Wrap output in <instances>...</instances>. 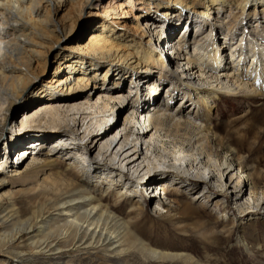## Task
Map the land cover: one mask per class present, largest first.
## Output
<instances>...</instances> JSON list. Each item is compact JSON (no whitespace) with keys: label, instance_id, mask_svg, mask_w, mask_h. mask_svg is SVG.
<instances>
[{"label":"bare ground","instance_id":"obj_1","mask_svg":"<svg viewBox=\"0 0 264 264\" xmlns=\"http://www.w3.org/2000/svg\"><path fill=\"white\" fill-rule=\"evenodd\" d=\"M46 1L61 7L69 3L72 7L81 0H0L2 25L0 28V118L4 119L5 112L17 101L24 103L22 106L24 110L36 104L35 108L26 112V119L40 117L44 122L51 123L59 129L70 127L69 130H73L75 126L77 129L84 127L85 134L86 132L87 135L90 134L89 148L98 146V152L102 157H108L111 163L116 161L115 169L118 173L124 174V170L127 169L131 174H136L137 179L142 180L148 175L147 180H149L153 170L151 168H171L184 176L193 175L199 179V182L213 183L219 191L223 190V185H226L223 182L224 176L225 181L227 179L229 183H234L233 188L237 187L234 182L237 178L235 175H239L237 163L232 157L219 161L217 159L219 152L210 148L208 111L211 108V98L218 100L221 94L233 96L242 91L247 95L257 93L258 88L255 86L260 83L258 77L264 74V41L256 38L250 46L252 52L248 59L251 61L248 71L253 68L252 72L256 74L251 82L246 78L248 73L242 71L241 61L246 53L244 54L243 51L239 53L238 47L241 44L237 47V56L234 57L235 53H231L233 63L228 67L227 59L218 50V44L214 43L218 30H222L220 27L223 26L222 21L218 25H216L217 21L212 22L209 30L206 29L205 33L215 31V34H210L209 38V33H206L207 37L180 36L175 42L165 41L160 25L153 18H148L149 12L143 15L144 26L140 28L141 34L137 39L133 35L120 34L105 29L106 27L101 30L83 27L77 31L76 19L69 13L66 16L69 22L60 23V31L64 35L63 38L71 43L61 49L56 47L62 39V35L56 31L58 21ZM142 1L154 5V12L162 13L163 16L168 15L166 10L169 9L175 8L179 11L189 9L191 12H198L202 18L207 19L213 15V20L214 15L227 8L226 6L231 2V0ZM236 1L242 12H246L247 15L250 11L256 15L264 10V0ZM119 6L124 5L120 2ZM85 30L88 33L82 36ZM190 46L193 47L192 53L183 52ZM176 48L177 50L174 51ZM220 48L226 51L224 45L221 44ZM50 62L54 65L51 72L47 69ZM165 63L171 68L172 66L179 68L177 81L168 82V85L172 86L171 91L183 97L182 103L177 104L180 101L178 100L174 104L175 109L174 106L171 107L174 98L170 100L168 97L169 101L164 102V99L157 94V87L162 77L158 78L155 74L148 75V72L155 71L154 68H164ZM102 70L103 73H100ZM111 71H113L111 84L115 87H118L123 76L133 72L136 84L133 88H136V92L139 91L140 94L139 99L136 98L138 104L136 108L134 107L131 113L125 112L122 126L117 125L114 129L112 126H107V118L112 119L116 116L120 119V113L126 108V104L121 106L125 99L123 93L116 91L117 89H110L109 92L100 91L97 98L90 102V95L86 92L96 75H101L106 81ZM182 78H185V81H182ZM81 89L85 90L86 95L85 98L78 100L76 97ZM186 96H188L187 100ZM108 100L117 101L110 104ZM188 100L191 101L190 105ZM192 102L196 107L193 106L189 110ZM186 105L189 108L185 111ZM108 107L109 113L105 114V109ZM75 115H78L77 118ZM67 120L72 122L69 123L72 126H68ZM166 123L168 125H165ZM132 124H140L141 127L134 128ZM171 130H175V135L171 134ZM180 130L188 134L192 132L193 136L177 135ZM27 137L29 131L26 130L17 138L24 146V149L18 150L15 156V160H19L20 164L31 154L27 150L36 148L33 142L26 139ZM218 144L220 145V141ZM6 148L9 150L11 146L7 145ZM55 153L60 154V151ZM47 163L50 164V161L41 164L40 167H45ZM4 165L9 167L8 163H0V172L5 168ZM9 171H12L13 175L27 172L26 169L21 170L14 166ZM54 174L56 181L67 188V193L60 195L51 205L45 201L41 202L33 208L29 216H23L15 208L9 211L8 209L13 206L11 194L8 191L0 192L2 208L0 255L12 258L14 264H59L64 256H71L74 253L99 250L115 256L124 252L123 244L128 237L125 222H120L88 189L78 188L64 171H55ZM110 174L111 180L116 179L118 175L116 172ZM158 176L161 177L162 183L167 180L162 175ZM184 183L176 180L173 184L188 188ZM169 190L170 188L165 190L162 187L161 192L167 195ZM205 194L204 192L202 195ZM253 194L255 197L252 198V206L244 204L240 201L241 197L234 195V200L239 203L240 212L246 210V213H249L254 209L264 208V195L258 197L254 191ZM8 203L11 208H8ZM5 209L7 211L3 212ZM138 246L156 260L179 256L169 255L142 243ZM8 262V259L0 260V264Z\"/></svg>","mask_w":264,"mask_h":264},{"label":"rangeland","instance_id":"obj_2","mask_svg":"<svg viewBox=\"0 0 264 264\" xmlns=\"http://www.w3.org/2000/svg\"><path fill=\"white\" fill-rule=\"evenodd\" d=\"M115 1L81 0L72 7L69 3L63 7L53 5L49 1L46 3L50 4L51 11L58 21L56 31L60 34V23L69 22L66 17L69 13L76 19L75 30L77 31L83 27L99 30L106 27L105 29L120 34L133 35L137 39L141 34L140 28L144 26L143 15L149 12L148 18H153L160 25L165 41L175 42L180 36L192 38L206 36V33H209V38L210 34H215V31L205 33L206 29L209 30L212 22L217 21L216 25H218L222 21L223 26H220L222 30H218L214 43L218 44V50L227 59L225 60L228 67L233 63L232 52L235 53L234 57L237 56L238 48L239 53L241 51L246 53L241 61L242 71L248 73L246 78L250 82L255 79L253 76L256 74L252 72L253 68L251 73L248 71L251 64L248 59L252 52L250 46L253 41L256 38L264 41V10L256 15L250 11V14L247 15L246 12H242L236 0H231L226 6V10L214 15L213 20V15L206 19L199 16L198 12H191L189 9L180 11L175 8L169 9L166 10L168 15L163 16L162 13L154 12V5L148 4L147 1ZM120 2L123 3V7L119 6ZM87 33L88 31L85 30L82 32V36H86ZM225 34L227 36H224ZM61 35L62 39L59 40V45L56 47L62 49L69 46L71 42L65 37L63 38V34ZM221 44L224 45L226 51L220 48ZM163 45L167 47L166 44ZM179 47L181 51V45ZM190 47H187V50L183 52L192 53L193 47ZM159 50L161 49L159 48ZM53 67V63H48L49 72L53 70ZM154 70L148 72V75L155 74L158 78H163L160 79V85L157 87V94L160 95V98H163L164 102L169 101V98L170 100L174 98L171 107L178 100L180 101L177 104L182 103V95L177 92L173 93L172 86L168 85L169 80L177 81V75L180 74L179 68L175 66L171 68L165 63L164 68L159 67ZM256 70L257 73L258 66ZM103 71L99 72L103 73ZM112 72L108 73L106 81L101 75H96L94 82L91 81L86 92L90 95V102L97 98L100 91L109 92L117 89L116 91L123 93L125 99L121 106L126 104V108L123 110L124 112L120 113V119H117L116 116L112 119L107 118V126H112L114 129L117 125L122 126L125 112L131 113L136 108L138 105L136 98L139 99L140 94L139 91L136 92V88H133L136 86L133 72L123 76L118 87L111 84V82L113 83ZM258 80L260 83L255 86L258 88L255 94L247 95L242 91L233 96L221 94L218 100L211 98L207 123L210 126L208 132L210 148L219 152L217 157L219 161L232 157L237 163L236 168L239 167V175L236 174L238 176L235 175L237 178L234 180L237 187L233 188L234 183H229L227 179L225 181L224 176L223 182L226 185H223V190L220 191L213 183L199 182L195 176H184L171 168H151L153 170L150 175L153 178L150 176L146 184L140 186L137 184L139 179L137 176L135 177L136 174L131 176L127 169L124 170V174L118 173L115 169L117 168L116 161L111 163L108 157H102L98 152V146L89 148L90 134L87 135V132L85 134L84 127L77 129L75 126L76 129L73 130H69L70 127L59 129L51 123L44 122L40 117L26 119V112L37 105L34 104L28 110H24L22 109L24 103L17 101L12 108L5 110L4 119L0 118V163L9 164V167L4 165L5 168L0 172V192L8 191L11 194V202L14 207H9L11 205L8 203V208H11L8 210L15 208L26 217L30 215L35 206L40 205L43 201L48 202L49 205L55 203L60 195L67 193V188L56 181L54 173L55 171H64L78 188L88 189L97 198V201L107 207L120 222H125L129 238L126 237L127 240L123 244L125 253L115 254V256L114 254L110 256L99 250L74 253L71 256H64L59 264H264V208L254 209L249 213H246V210L240 212L239 203L234 200V195L237 194L241 197V202L252 206V198L255 197L253 191L258 197L264 195L263 73L261 77H258ZM182 81H185V78H182ZM181 85L183 86V84ZM81 90L76 97L78 100L85 98L86 95L85 90ZM185 98L187 100L188 96ZM108 101L111 104L117 100ZM192 101L194 102L193 99ZM190 104L191 101L188 100V105ZM188 105H186L185 111L189 108ZM193 106L196 107V104L193 103L189 110ZM108 109L109 107L105 109V114L109 113ZM85 110L88 111V109ZM77 116L75 115L76 118ZM24 122L26 123L24 124ZM66 123L72 122L67 120ZM132 125L134 128L141 127L140 124ZM68 126H72V124ZM26 130L29 131L30 137V139L29 137L26 139L33 142L36 148L28 149L27 152L30 151L31 154L20 164L19 160H15V156L18 150L24 149V146L18 142L17 138ZM171 134L175 135V130H171ZM177 135L192 137L193 133L188 134V132L180 130ZM53 141L56 143H52ZM218 141H220V145ZM7 145L11 146L9 150L6 148ZM57 151H60V154L55 153ZM6 157L7 162H5ZM218 160L217 168L219 167ZM47 161H50V164L47 163L45 167H40ZM13 166L21 168V170L26 169L27 172H22L24 175H13L12 171H9ZM94 170L96 172H93ZM107 172L112 174L116 172L118 175L116 179L113 177L114 180H111L109 176L111 174ZM158 175H162L167 180L165 179L162 183L161 177ZM176 180L185 182L184 184L188 188L180 185L174 186L173 183ZM161 183L162 185H159ZM162 187L165 190L170 188L167 195L161 192ZM204 192L206 194L202 195ZM0 210H2L1 207ZM6 211L7 209L3 212ZM139 243L169 255L178 254L179 256L156 260L142 251L138 246ZM1 259H8L7 264H14L12 258L0 255Z\"/></svg>","mask_w":264,"mask_h":264}]
</instances>
